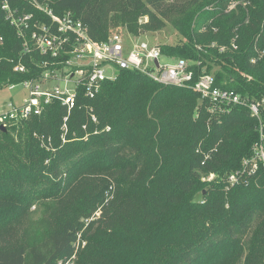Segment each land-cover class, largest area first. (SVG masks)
<instances>
[{
	"label": "trees",
	"instance_id": "obj_1",
	"mask_svg": "<svg viewBox=\"0 0 264 264\" xmlns=\"http://www.w3.org/2000/svg\"><path fill=\"white\" fill-rule=\"evenodd\" d=\"M8 1L19 15L49 20L33 0ZM36 2L71 12L98 42L121 16L147 17L152 31L168 21L180 38L163 56L186 60L194 82L213 75L220 89L264 100V0ZM1 6L3 90L42 71ZM19 64L30 73L16 72ZM214 105L190 87L124 70L95 98L80 94L70 114L53 102L0 129V264H264V168L228 181L252 157L260 122L247 107ZM261 121L264 133V109ZM42 204L44 233L16 237L26 207ZM79 234L87 243L72 259Z\"/></svg>",
	"mask_w": 264,
	"mask_h": 264
},
{
	"label": "built area",
	"instance_id": "obj_2",
	"mask_svg": "<svg viewBox=\"0 0 264 264\" xmlns=\"http://www.w3.org/2000/svg\"><path fill=\"white\" fill-rule=\"evenodd\" d=\"M1 1V9L16 27L18 35L24 41L25 51H35L41 56L37 66L42 72L20 84L28 90L29 95L20 105L15 106L11 102L8 104L9 109L0 113V128L7 129L13 123L40 116L53 102L66 107L70 114L76 108L80 94L93 99L100 93L104 83L115 81L120 72L136 70L160 84L190 87L203 100L209 99L216 104L211 112L228 113L239 105L249 108L252 116L260 122V142L253 146L252 157L243 161L242 171L232 174L228 181L233 186L242 175L253 176L260 166L264 168V133L261 123L264 100L250 101L234 90L220 89L215 86L213 75H201L194 82L195 73L186 60L164 57L161 46L143 38H128L120 33H112L106 41L98 42L90 37L88 27L71 12L58 16L53 10L33 0L35 8L49 19L44 21L36 19L32 14L19 15L11 8L8 0ZM237 5L238 3H233L229 9L232 10ZM2 43L3 37L0 36V45ZM252 62L255 63L256 59ZM14 70L18 73H30L24 64L16 65ZM20 85H11L9 88ZM94 120L96 121L95 118ZM67 121L66 117L63 126L65 132ZM216 151L214 149L207 153L206 160ZM214 177L211 174L209 180ZM80 238L81 234L78 235V241ZM75 247L77 248V243ZM76 250L72 259H76Z\"/></svg>",
	"mask_w": 264,
	"mask_h": 264
},
{
	"label": "rangeland",
	"instance_id": "obj_3",
	"mask_svg": "<svg viewBox=\"0 0 264 264\" xmlns=\"http://www.w3.org/2000/svg\"><path fill=\"white\" fill-rule=\"evenodd\" d=\"M119 21L113 22L111 25L110 34L120 33L125 37H139L147 40L149 43L158 44L163 46L164 44H176L180 38L178 31L173 27V24L166 21L164 27L157 30H147L144 25L148 22L147 17L135 18L132 15L121 16ZM29 95L28 90L23 86H15L14 88H5L0 90V113L6 112L9 107V103H13L15 106L20 105L24 99ZM44 204H47L51 200L48 198H42ZM26 214L24 217L14 224L16 228V237H23L25 234L37 236L45 231V227L48 224L49 215L46 213V209L42 204V207L39 206H28L26 207ZM99 214H97L98 216ZM84 227L88 226V219L82 220ZM25 230H27L25 232ZM82 232V231H81ZM79 232V233H81ZM86 241L83 235L77 242L76 255L80 253L81 250L86 246ZM77 258V257H76Z\"/></svg>",
	"mask_w": 264,
	"mask_h": 264
},
{
	"label": "water",
	"instance_id": "obj_4",
	"mask_svg": "<svg viewBox=\"0 0 264 264\" xmlns=\"http://www.w3.org/2000/svg\"><path fill=\"white\" fill-rule=\"evenodd\" d=\"M157 64H158V62H157ZM0 129H1L2 131H4V132L7 131L6 128H3V127H1Z\"/></svg>",
	"mask_w": 264,
	"mask_h": 264
}]
</instances>
